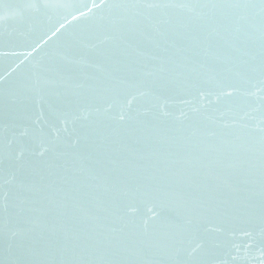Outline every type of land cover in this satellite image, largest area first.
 <instances>
[{
  "label": "water",
  "instance_id": "1",
  "mask_svg": "<svg viewBox=\"0 0 264 264\" xmlns=\"http://www.w3.org/2000/svg\"><path fill=\"white\" fill-rule=\"evenodd\" d=\"M0 264H264V0H0Z\"/></svg>",
  "mask_w": 264,
  "mask_h": 264
},
{
  "label": "snow or ice",
  "instance_id": "2",
  "mask_svg": "<svg viewBox=\"0 0 264 264\" xmlns=\"http://www.w3.org/2000/svg\"><path fill=\"white\" fill-rule=\"evenodd\" d=\"M146 7H149V8H156V7H161V5H159V4H155V3H150V4H147V5H145ZM167 5H165V7H166ZM31 7H35V5H31ZM42 154V153H41ZM21 155H22V153H21Z\"/></svg>",
  "mask_w": 264,
  "mask_h": 264
}]
</instances>
